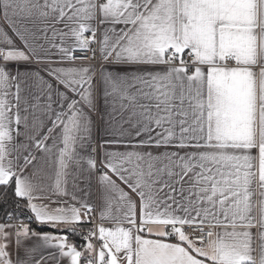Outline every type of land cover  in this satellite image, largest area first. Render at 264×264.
I'll list each match as a JSON object with an SVG mask.
<instances>
[{"label": "snow or ice", "instance_id": "obj_1", "mask_svg": "<svg viewBox=\"0 0 264 264\" xmlns=\"http://www.w3.org/2000/svg\"><path fill=\"white\" fill-rule=\"evenodd\" d=\"M0 264H264V0H0Z\"/></svg>", "mask_w": 264, "mask_h": 264}]
</instances>
